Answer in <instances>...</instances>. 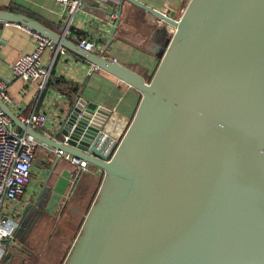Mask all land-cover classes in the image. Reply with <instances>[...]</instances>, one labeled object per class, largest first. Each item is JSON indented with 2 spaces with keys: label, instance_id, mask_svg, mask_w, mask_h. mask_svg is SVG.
I'll return each instance as SVG.
<instances>
[{
  "label": "water",
  "instance_id": "water-1",
  "mask_svg": "<svg viewBox=\"0 0 264 264\" xmlns=\"http://www.w3.org/2000/svg\"><path fill=\"white\" fill-rule=\"evenodd\" d=\"M123 1L175 30L149 82L0 11V23L47 37L141 94L118 141L112 110L84 99L62 120L61 141L0 101L23 133L103 172L64 264H264V0H190L179 18ZM14 249L0 264L25 253Z\"/></svg>",
  "mask_w": 264,
  "mask_h": 264
},
{
  "label": "crops",
  "instance_id": "crops-1",
  "mask_svg": "<svg viewBox=\"0 0 264 264\" xmlns=\"http://www.w3.org/2000/svg\"><path fill=\"white\" fill-rule=\"evenodd\" d=\"M138 1L167 15L176 12V18H179L184 12L185 3L189 0ZM0 11L38 17L53 25L60 32L57 34H65L77 44L82 39L91 42L96 47L95 53L104 54L118 64L126 66L147 82L152 79L164 54V51L159 48L165 46L164 44L171 40L175 32L174 28L157 17L126 1L115 4L86 0L85 5L73 18L65 14L63 9L52 0H0ZM0 41L3 49L0 58V80L9 82L8 94L12 102L7 107L15 116L28 117L33 113L47 115V126L38 132L52 140L61 141L57 132L62 120L76 100L84 99L99 107L103 106L112 110L114 127L109 128V133L113 135L114 141H118L120 134L129 126L138 109L141 102L139 92L118 82L101 69L92 71L93 66L68 50L67 54L62 55L59 51L63 48L58 45L46 49L41 57L42 65L52 71V77L47 83L46 90L41 91L37 84H26L16 78L13 68H11L19 57L35 50L32 36L27 31L18 28L17 25L0 23ZM15 128L17 127L15 126ZM18 131L23 133L20 129ZM41 155L47 160L49 159L52 166L65 162V165L54 173L56 180L51 183L50 200L43 209L44 217L48 220L47 225L51 224L50 232L56 224L54 220L52 223L49 220L62 214L61 208L66 206V200L69 199L68 193L73 189L77 179L73 176L76 174L77 168L67 158L59 159L53 152L41 150ZM36 162L33 177H38ZM91 167L89 165L85 173ZM93 176L97 180L94 196L83 213V217L77 221H73V216L77 214L76 211L72 209L69 211L70 219L68 221L72 226L73 233L69 237L70 242L66 253L57 259L56 264H64L72 244L80 233L87 211L97 196L96 193L104 175L97 168L93 171ZM32 186L33 184L27 193L30 192ZM27 205L25 196L17 205V210L25 212ZM41 222L39 221L37 225L39 226ZM61 222L63 224L60 226L64 227L66 220ZM55 231L56 228L51 231L53 236L56 234ZM44 239L42 235V240ZM38 241L39 237L34 236L32 242L36 244ZM9 250H15L14 246ZM27 261H29V255L21 253L11 264H20L21 262L26 264ZM49 263L54 264L52 260Z\"/></svg>",
  "mask_w": 264,
  "mask_h": 264
},
{
  "label": "built area",
  "instance_id": "built-area-1",
  "mask_svg": "<svg viewBox=\"0 0 264 264\" xmlns=\"http://www.w3.org/2000/svg\"><path fill=\"white\" fill-rule=\"evenodd\" d=\"M59 5L65 14L73 18L85 5L86 0H52ZM103 3H121L123 0H94ZM23 31H27L34 40V51L19 57L11 66L13 74L16 78L23 82L35 83L41 91H45L48 81L52 77V71L48 67H44L41 63V57L48 48H54L56 45L53 41L33 30L17 25ZM85 51L94 52L95 45L82 39L78 43ZM2 42L0 41V58L2 54ZM62 55L67 54V49L63 48L59 51ZM100 71L95 68L92 71ZM9 82L0 80V101L6 106L11 103L8 94ZM24 125L41 131L48 124V116L39 113H33L28 117H18ZM52 139V138H50ZM39 150L53 152L57 158H67L73 166L77 168L75 176L82 175L89 167L86 160L75 158L68 154H64L58 149H54L46 145L33 136L21 133L15 128L14 123L3 111L0 106V262L4 259L8 245L10 247L16 245L15 231L18 227L16 216H19L17 205L27 194L34 182L33 173L35 168L36 154ZM6 211L5 215H2Z\"/></svg>",
  "mask_w": 264,
  "mask_h": 264
},
{
  "label": "rangeland",
  "instance_id": "rangeland-1",
  "mask_svg": "<svg viewBox=\"0 0 264 264\" xmlns=\"http://www.w3.org/2000/svg\"><path fill=\"white\" fill-rule=\"evenodd\" d=\"M159 48L165 51L168 47L167 44ZM36 165L38 170V177L35 176V181L33 182L32 189L27 193L26 201L28 202L27 210L25 212L19 211V216H16L18 222V227L15 233V241L17 246L21 247V250L25 251L23 254L29 255V261L26 264H56L57 259H59L64 253H66V248L70 242V236L72 235V226L69 223L70 213L72 209L76 211V215L73 216V221H77L83 217V213L94 196L96 189L97 180L93 176V171L97 170L96 167L92 166L91 169L81 175L79 183L73 185V189L68 193L69 199L66 200V206L61 208L62 214L58 215L56 218H50L51 223L54 220L56 226L55 235H52L51 224H48L47 218L44 217L42 210L49 201L52 192L51 183L54 182L55 174L59 168L65 165V162H60L57 166H52V162L41 155V150L36 154ZM56 168V169H55ZM44 171V172H43ZM50 174V180L47 184L48 175ZM54 174V175H53ZM76 177L75 174L73 175ZM6 211H3L2 215H5ZM66 220L64 227L60 226ZM42 221L38 226L37 223ZM39 237V241L35 244L32 241L34 236ZM42 235L44 240H42ZM65 237V238H64ZM56 246V247H54ZM52 256V257H51Z\"/></svg>",
  "mask_w": 264,
  "mask_h": 264
},
{
  "label": "trees",
  "instance_id": "trees-1",
  "mask_svg": "<svg viewBox=\"0 0 264 264\" xmlns=\"http://www.w3.org/2000/svg\"><path fill=\"white\" fill-rule=\"evenodd\" d=\"M190 1V0H189ZM189 1H187L184 5V8L186 9L187 4L189 3ZM184 9V11H185ZM12 11V10H11ZM183 14V13H182ZM31 18H33L34 20L38 21L39 23H41L43 26L47 27L48 29L56 32V33H60L58 30L55 29V27H53V25L47 23L46 21H42L41 19H39L38 17L32 16Z\"/></svg>",
  "mask_w": 264,
  "mask_h": 264
}]
</instances>
